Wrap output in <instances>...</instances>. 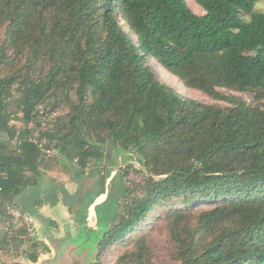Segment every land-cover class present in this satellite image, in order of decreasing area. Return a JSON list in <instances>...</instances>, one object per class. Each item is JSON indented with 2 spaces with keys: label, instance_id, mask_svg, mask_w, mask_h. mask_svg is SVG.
Wrapping results in <instances>:
<instances>
[{
  "label": "trees",
  "instance_id": "1",
  "mask_svg": "<svg viewBox=\"0 0 264 264\" xmlns=\"http://www.w3.org/2000/svg\"><path fill=\"white\" fill-rule=\"evenodd\" d=\"M194 1L203 14L185 0H0L3 44L25 53L22 67L0 73V222L18 195L47 179L48 159L77 178L85 167L98 176L92 197L65 189L51 197L84 219L110 174L98 164L119 155L140 165L126 164L120 176L134 166L144 179L133 195L129 181L111 178L106 200L94 205L105 230L99 250L131 244L119 259L144 264L146 239L132 235L165 205L178 264H264V103L222 90L264 92V10L253 11L258 0ZM149 58L229 106L181 96ZM13 66L0 49V68ZM61 106L67 111L40 128ZM201 205L211 207L187 223L186 210ZM7 223L5 251L8 237L25 233Z\"/></svg>",
  "mask_w": 264,
  "mask_h": 264
},
{
  "label": "rangeland",
  "instance_id": "2",
  "mask_svg": "<svg viewBox=\"0 0 264 264\" xmlns=\"http://www.w3.org/2000/svg\"><path fill=\"white\" fill-rule=\"evenodd\" d=\"M188 7L196 14H203L204 10L203 8L196 3L194 0H185ZM264 10V0H258L254 3L253 11H263ZM243 19L248 20L249 14L242 15ZM123 29L133 38L135 37L131 34L130 30L126 27L125 22H121ZM5 37L4 34V27L0 26V49L3 52V54H6L9 58H13L14 66L11 69H1L0 73H7L10 71H15L23 66L25 63V53L23 52H16L14 51L13 47H10L6 44H3V39ZM148 63L153 68L156 76L167 85L171 86L178 94L181 96L189 97L195 100H198L203 103H210L213 105L218 106H229V103H227L224 100L214 99L209 97L207 94L203 93L202 91L194 88H190L185 86L176 76L170 74L165 69H163L161 66L157 65L155 60L149 58ZM225 93H231L234 96L240 97L243 100H245L250 105H258L262 106L264 103V92L260 91H233L223 88L222 89ZM67 111V108L65 106H61L57 109V111L53 112L52 114H49L48 116L42 117L40 119L41 121V127L48 126L47 121L52 120L55 115H59L62 113H65ZM14 124L18 127H24V123L20 121H14ZM29 126H32V123L28 124ZM39 129V128H38ZM113 146L111 147L110 151L112 150ZM54 154V152L52 153ZM50 158V157H49ZM115 160L111 165H108L105 160H102L101 163L98 164V167L103 168H109L110 174L106 177L105 180V186L111 187V178L113 177V185H116L117 178H120L121 181L126 182L129 181L130 183V190L131 194H140L141 191L139 188H135L134 184L136 182L142 183V180L144 179L143 173L138 171L134 166L129 168L128 173L125 176H120L122 172H124V169L122 170V167H125L126 164L133 163L134 161L130 158H127L126 160H123L119 155H115ZM48 166L50 170L45 171L47 175V179L40 182L39 187L33 188L30 190H27L23 195H21L19 203L21 205H39L40 201H44L46 199H49L50 197L55 198L57 196L62 195V189L68 190V188H71V185L69 183L70 175L69 173H72L73 170L69 168H66L65 166H60L59 163H55L53 159H48ZM136 164V167H140V165L137 162H134ZM61 167L62 170L67 171L66 173L58 171L57 169ZM63 167V168H62ZM67 170H65V169ZM68 169L70 171H68ZM86 175H89L90 177H97V175L93 174L90 169H87L84 171ZM76 175V174H75ZM74 175V176H75ZM53 178L57 182L52 181L49 178ZM133 183V184H132ZM66 185L67 188L65 187ZM75 188H77L76 185H74ZM114 187V186H113ZM93 193H97L99 191V185L95 183L93 187ZM72 191V189L70 190ZM35 202V203H32ZM163 205V204H162ZM154 205L151 209V212L146 217L144 221H142L138 227L136 228L135 232L129 235L134 236L135 239L137 237L143 236L146 239V261L144 264H178V261L176 260V246L173 242L172 236L167 231L165 220V214L164 211L167 209L166 207ZM177 207L180 206V204L176 205ZM211 205H201L196 206L192 208V210L185 213V215L189 216L190 219H186L187 223H190L191 225H197L196 222L198 221V215L200 214V211L210 208ZM191 209V208H190ZM13 215L12 221L14 223V227L16 228L17 225H21L25 229V233L21 237L24 239H30L33 238L34 240H37L36 237H39L40 235L36 236V227L34 228V222L39 223V218L37 220L35 218L30 217L28 214L24 213L22 217H20L19 213H17L14 209L9 208L8 211ZM40 216H43V213L40 214ZM10 222V220H9ZM43 225V224H42ZM45 227L43 226L41 229L37 230V234L41 233V230H43ZM5 229V227L0 224V237L2 235V231ZM13 230V228H12ZM52 230V229H51ZM105 230L100 229L97 227L96 230L90 229L89 231H84L79 237L76 239L71 240L74 245L78 246L81 243H84L80 246V248L77 251V255L80 259H82L81 264H137L134 260H132L130 257H126L125 260H120L119 257L130 250L131 244H125V243H112L104 247L103 249L99 250L97 244L101 240V235L103 234ZM198 232H200L198 230ZM38 241V240H37ZM69 242V241H66ZM41 243V242H40ZM60 243H64V241H59ZM28 244H25L22 246H13L7 248V251L0 248V264L1 262H6L8 264H29V260L25 258V256L21 253H24V249H28ZM42 245L40 244L38 246V250H42ZM97 248V251L95 253V249ZM6 249V248H5ZM29 250V249H28ZM93 253V256L91 257ZM54 251L49 250L47 253H40L39 257L35 264H66L65 260H63V254H58L57 257L53 260Z\"/></svg>",
  "mask_w": 264,
  "mask_h": 264
},
{
  "label": "crops",
  "instance_id": "3",
  "mask_svg": "<svg viewBox=\"0 0 264 264\" xmlns=\"http://www.w3.org/2000/svg\"><path fill=\"white\" fill-rule=\"evenodd\" d=\"M63 172V171H61ZM64 173V172H63ZM71 181H69L71 185V188H68V193L71 195H76L77 192H81V194L90 193V196H93V187L97 181V177H90L89 175L83 174L81 177H76L75 172L69 173ZM75 175V176H74ZM77 179V180H76ZM55 182H57L55 180ZM74 185L77 186V188L74 187ZM66 185L65 187L67 188ZM70 187V186H69ZM72 189V191H70ZM27 191V190H26ZM26 191H23L20 195H18L15 199V206L12 207L17 213H19L20 216L24 215V213L28 214L30 217L39 218V223L34 222V228L36 227V236L40 235L39 237H36L38 242H41V245H45V251L43 253L49 252V250H52V247L49 245V243H52L53 237H61L62 235H81L84 231L90 230L96 228L97 222H96V214L94 210V205L99 204L98 206L101 207V205L106 200V193H107V187L105 186V191H100L97 198L93 201V203L90 204V206L87 209V216L81 220L78 215H76L73 211H71L67 206H65L61 200L52 202L51 197L49 199H46L44 201H40L39 205H21L19 203L21 195L25 193ZM60 199L61 196H58ZM31 210L32 212H27ZM43 213V216L41 217L40 214ZM9 215H12L8 212ZM4 216L0 215V218H3ZM13 215L10 217L9 220L11 223ZM6 221V222H9ZM3 226H5L4 223L0 222ZM43 224V225H42ZM14 225V223H13ZM45 227L43 230H41V233L37 234V230L41 229L42 227ZM21 225H17L16 229H19ZM52 229V230H51ZM25 230V229H24ZM65 234H62L64 231ZM45 231V233H43ZM69 233V234H68ZM46 234V235H44ZM54 235V236H53ZM21 236V235H19ZM29 264H35L34 262L29 261Z\"/></svg>",
  "mask_w": 264,
  "mask_h": 264
},
{
  "label": "water",
  "instance_id": "4",
  "mask_svg": "<svg viewBox=\"0 0 264 264\" xmlns=\"http://www.w3.org/2000/svg\"><path fill=\"white\" fill-rule=\"evenodd\" d=\"M111 147H112V143H111V141H109L107 143V146H106L107 154L110 153ZM96 229H97V226H96V228H94V230H96ZM43 233H45V231ZM62 234H65V231ZM44 235H46V234H44ZM77 237H79V236H77V235L71 236L70 234L69 235L65 234V235H62L61 237H55L54 236L52 243H49V245L52 247V250L54 251V255H53L52 259L54 260L57 257V255L60 253V254H63L62 258H63V260H65L66 264H81L82 259H80L78 257L77 251L80 248V246L84 243H81L80 245L76 246L71 241L73 239H76ZM59 241H64V243L59 244L58 243ZM66 241H69V242H66ZM99 243L97 244V246H99ZM96 251H97V248L95 249V253H96ZM92 256H93V253H92L91 257Z\"/></svg>",
  "mask_w": 264,
  "mask_h": 264
},
{
  "label": "flooded vegetation",
  "instance_id": "5",
  "mask_svg": "<svg viewBox=\"0 0 264 264\" xmlns=\"http://www.w3.org/2000/svg\"><path fill=\"white\" fill-rule=\"evenodd\" d=\"M85 173V172H84ZM98 196V195H97ZM97 196L95 197V199L97 198ZM94 199V200H95ZM79 218H80V216H79ZM81 219V218H80ZM81 220H83V219H81ZM8 223L6 222V224H5V229L3 230V231H9V228H8ZM13 228V230L14 229H16L14 226L12 227ZM12 228H11V230H12ZM10 230V231H11ZM2 231V232H3ZM86 231H89V229L88 230H86ZM24 232H25V230H24ZM17 236L18 235H14V236H11V237H8L9 238V242H8V245L9 246H11V245H13V246H21V251H22V246H24L25 244H28V245H30V246H28V249L27 248H25L23 251H24V253H21V254H23L24 256H25V258H27L29 261H31V262H36L37 261V259H38V257H39V254L40 253H43L45 250L44 249H42V250H38V247L37 248H34V246L32 247V245L33 244H35V243H37L38 244V246L40 245V242H38L37 240H34L33 238H30V239H24L23 237H21V236H18V240H17ZM16 238V242L14 243V242H12V240L13 239H15ZM0 239L2 240L3 238L2 237H0ZM14 243V244H13ZM2 248V247H1ZM33 254H36L37 255V258H36V260L35 261H33V259H32V255ZM16 264H17V262H15ZM1 264H2V262H1ZM6 264H8V263H6Z\"/></svg>",
  "mask_w": 264,
  "mask_h": 264
},
{
  "label": "built area",
  "instance_id": "6",
  "mask_svg": "<svg viewBox=\"0 0 264 264\" xmlns=\"http://www.w3.org/2000/svg\"><path fill=\"white\" fill-rule=\"evenodd\" d=\"M39 108H40V112L42 111V109H41V106H39ZM32 140H35L34 138H31ZM88 169V167H85L84 168V170H87Z\"/></svg>",
  "mask_w": 264,
  "mask_h": 264
}]
</instances>
